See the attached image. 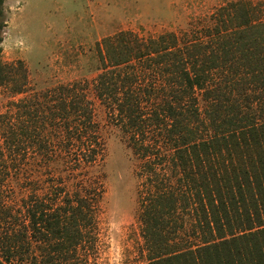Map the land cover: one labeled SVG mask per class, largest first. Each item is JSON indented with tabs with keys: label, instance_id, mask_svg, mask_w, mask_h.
I'll list each match as a JSON object with an SVG mask.
<instances>
[{
	"label": "trees",
	"instance_id": "1",
	"mask_svg": "<svg viewBox=\"0 0 264 264\" xmlns=\"http://www.w3.org/2000/svg\"><path fill=\"white\" fill-rule=\"evenodd\" d=\"M257 9L229 1L209 25L181 37L121 30L96 45L95 97L115 112L141 163L138 176L150 180L140 200L148 264H264V19ZM2 74L0 67L5 82ZM52 100L56 149L80 168L51 212L35 201L27 208L30 237L45 252L40 264H62L90 243L104 193L101 177L83 170L104 150L92 101L76 83L58 86ZM189 204L199 237L193 245L181 241L178 213Z\"/></svg>",
	"mask_w": 264,
	"mask_h": 264
},
{
	"label": "rangeland",
	"instance_id": "2",
	"mask_svg": "<svg viewBox=\"0 0 264 264\" xmlns=\"http://www.w3.org/2000/svg\"><path fill=\"white\" fill-rule=\"evenodd\" d=\"M229 1L234 0H3L0 67L7 79H0V252L7 264H32L33 259L40 264L45 252L30 237L27 208L35 201L51 212L74 186L72 169L80 167L69 165L56 149L51 107L55 89L75 83L92 101L104 145L102 156L83 170L101 177L104 193L90 243L57 263L148 264L140 200L150 180L138 176L141 163L115 112L95 97L96 45L121 30L143 39L164 32L181 37L209 25L211 14ZM248 1L264 19V0ZM18 86L21 90L14 92ZM198 101L204 118L205 103L200 96ZM178 213L182 243H199L192 204L180 206Z\"/></svg>",
	"mask_w": 264,
	"mask_h": 264
},
{
	"label": "crops",
	"instance_id": "3",
	"mask_svg": "<svg viewBox=\"0 0 264 264\" xmlns=\"http://www.w3.org/2000/svg\"><path fill=\"white\" fill-rule=\"evenodd\" d=\"M18 169V156H17V159H16V170ZM0 263L2 264H7L3 259H2V256H1V252H0Z\"/></svg>",
	"mask_w": 264,
	"mask_h": 264
}]
</instances>
